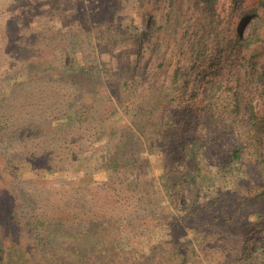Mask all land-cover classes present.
I'll use <instances>...</instances> for the list:
<instances>
[{"label":"rangeland","instance_id":"obj_1","mask_svg":"<svg viewBox=\"0 0 264 264\" xmlns=\"http://www.w3.org/2000/svg\"><path fill=\"white\" fill-rule=\"evenodd\" d=\"M155 2L0 0V190L11 180L10 188L18 196L22 216L50 219L49 227L32 226L26 232L27 238L36 242L38 237L41 243L48 240V245L54 248L68 246L71 251L79 250L81 254L76 256L87 264H101L106 258L96 240L91 243L90 234L96 221L126 224L138 238L149 234L158 222L166 225L169 222L168 226L174 222V227L180 226L177 234H182V238L187 236L192 244L188 264L222 262L229 254L236 253L241 243L242 235H236L234 230L224 236L218 232L206 233L199 225L185 222L178 213L181 205L161 195L147 174L153 168L161 182L165 180V161L159 151L164 149L167 138L176 150L169 154L173 156L175 169L195 172L197 168L191 145L182 141L183 127L176 113L170 112L169 120H164L169 125L164 130L157 128L163 126V121L145 127V118L148 120L157 111L158 102L163 106L164 99L150 87L151 78L145 72V43L143 46L136 43L131 31L145 25V12L150 14V7L153 13L160 10L158 5L156 11L153 8ZM254 17L256 23L247 21L243 25L245 35L264 28V19ZM155 19L150 16L146 21L152 25ZM261 68L264 73V62ZM122 76L131 77L128 85H118L117 77ZM254 78L258 79L257 74ZM219 86L214 82L202 89L216 116L198 127L193 126L189 134L195 138L198 132L205 139L207 147L202 150V156L209 161L213 145L230 147L236 141L246 142L244 162L257 168L255 182L246 188L254 194L264 189V133L244 134L228 127V120L231 124L235 122L224 110L232 109L231 86L238 87L237 96H243L245 86L240 80L226 85L224 92L219 91ZM166 93H162L165 99ZM70 111L79 117L84 114L65 125L63 120ZM241 112L244 116H240L250 122L252 112L247 109ZM214 120L222 121L217 131ZM53 126L57 131H50ZM109 131L113 135L110 138ZM82 151L87 157L75 163L76 153ZM25 158L43 165L76 164L75 167L96 173L93 179L99 181L106 178L101 166L108 164L113 172L112 183L105 188L94 186L75 192L64 183H47L32 176L13 180L5 164L11 159ZM128 182L135 187L129 188L125 185ZM68 213L73 218L62 220ZM84 234L87 237L82 238ZM162 245L157 244V248L146 250L140 257L114 254L112 258L117 263L158 264L170 246ZM119 248L126 251L134 245L125 243ZM74 257L69 253V260Z\"/></svg>","mask_w":264,"mask_h":264},{"label":"trees","instance_id":"obj_2","mask_svg":"<svg viewBox=\"0 0 264 264\" xmlns=\"http://www.w3.org/2000/svg\"><path fill=\"white\" fill-rule=\"evenodd\" d=\"M157 5L160 10L156 11ZM153 6L156 13L150 7V14L145 12V25H138L137 30L131 31L136 43L142 46L145 43V72L150 75V87L164 99V105L160 106L161 102H158L157 111L148 120L145 118V127L152 122L163 121V126L157 128L164 130L166 126L169 127L164 120H169L170 112L176 113L183 127L182 141L191 145L197 168L195 172L176 170L172 163L173 156H169L176 150L174 143L167 138L163 143L164 149L159 151L165 161V180L161 182L157 170L151 167L147 174L153 178L161 195L181 205L178 213L185 222L189 220L199 225L201 231L206 233L218 232L228 236L234 230L236 235H242L236 253L229 254L216 264H264V189L250 194L246 188V185L255 182L253 178L257 171L256 166L248 167L244 162V153L248 148L246 142L236 141L230 147L213 145L209 161L202 156V150L207 147L205 139L198 132L195 138L189 134L193 132V126L198 127L208 118L216 116L215 109L214 112L211 108L213 105L203 96L202 89L217 82L219 91L224 92L226 85L239 80L244 84L245 91L243 96H237L238 87L231 86L234 90L230 103L232 109L226 107L224 110L232 115L230 118L235 122L231 124L232 121L228 120V127H235L244 134L264 133V81H260L264 78L261 68L264 62V28L248 35L243 30L245 22L256 23L255 15L264 19V0L252 3L251 0H156ZM150 16L156 18L152 25L146 21ZM256 74L257 80L254 78ZM130 78L117 77V83L119 86L128 85ZM164 92H167L166 99L162 95ZM192 102H196V105ZM243 109L252 112L250 122L240 116H244L241 112ZM72 112L66 113L63 120L65 125H70L84 114L79 117ZM214 123V130L217 131L222 121L214 120ZM55 126L50 131H57ZM111 131L108 132L109 138L113 136ZM86 157V152L76 153L75 163ZM75 165H43L25 158L22 161L11 159L5 168L13 180L32 176L47 180V183H64L75 192L94 186L105 188L112 183L110 178L113 172L108 164L101 166L106 177L104 181L94 180L96 173ZM10 181L7 180L6 188L0 190V264H87L82 257L76 256L81 254L79 250L71 251L68 246L54 248L48 245V240L41 243L38 237L36 242L27 238L26 232L31 231L32 226L37 229L49 227L50 219L46 216H22L18 196L10 188ZM125 185L135 187L131 182ZM67 215L61 219L69 221L73 218L72 213ZM93 221L96 219L93 218ZM174 224L168 226L158 222L149 234L138 238L126 224L96 221L95 230L90 234L93 239L91 243L96 240L106 255L105 263L101 261V264H125L117 263L112 255L140 257L146 250L150 252L157 248V244L168 243V252L158 259V264H188L193 253L192 244L185 238L187 236L182 238V234H177L180 226L174 227ZM85 237L87 234L82 238ZM125 243L134 245V248L126 251L120 249L119 246ZM69 253L75 256L71 260L68 259Z\"/></svg>","mask_w":264,"mask_h":264}]
</instances>
